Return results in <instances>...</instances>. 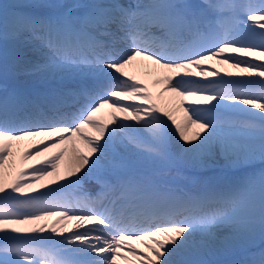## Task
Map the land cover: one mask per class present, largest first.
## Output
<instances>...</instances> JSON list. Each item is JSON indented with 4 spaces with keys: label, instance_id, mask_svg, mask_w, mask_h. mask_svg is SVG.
<instances>
[{
    "label": "snow or ice",
    "instance_id": "1",
    "mask_svg": "<svg viewBox=\"0 0 264 264\" xmlns=\"http://www.w3.org/2000/svg\"><path fill=\"white\" fill-rule=\"evenodd\" d=\"M34 7L55 11L0 17V264H264V248L242 261L220 258L264 242V171L204 181L196 191L162 176L178 164L207 167L222 127L236 129L224 114L244 117L223 141L227 163H264V0ZM212 60L241 78L207 81L219 76L202 67ZM149 65L165 73L153 87L173 110L158 107L128 71ZM21 76L44 86H9ZM73 77L80 82L67 83ZM105 108L112 127L98 115ZM169 121L184 142L179 158L169 148ZM145 129L150 139L136 135ZM118 143L131 151L118 154ZM17 152L21 165L35 161L31 170L17 168ZM85 179L98 186L95 196L83 190Z\"/></svg>",
    "mask_w": 264,
    "mask_h": 264
},
{
    "label": "bare ground",
    "instance_id": "2",
    "mask_svg": "<svg viewBox=\"0 0 264 264\" xmlns=\"http://www.w3.org/2000/svg\"><path fill=\"white\" fill-rule=\"evenodd\" d=\"M84 1V0H83ZM35 0H24V2H22V4H26V8H33L34 7V3ZM75 2V0L73 1ZM86 2V1H84ZM191 3L193 4H197V2H202V0H190ZM76 11V10H73ZM39 55L38 57H35L34 55ZM32 58L34 60H39L42 58V51H37V52H33L31 53ZM236 55V54H233ZM240 59H245V60H252L251 57H239ZM257 63H260L261 61H254ZM140 64H142V62H140ZM206 67H211V68H205V70H209V69H213L216 70V72H219L223 75V78L225 80H230V79H240L241 77H237V76H233V77H229L226 75V73L228 72H235V69H232L231 67H229L228 65H223L220 64L217 60H212L209 61ZM130 72V74L135 75L138 79H140L145 85L148 86V88L150 89V91L153 92V96H154V102L157 104L158 107H160L162 110H173L174 109V104L169 102V98L168 95L166 94L163 98H160L157 96V93L160 91V88H155L153 87V81L156 80L157 78L161 77L162 75H164L165 73H163L162 70H158L156 69L154 66H136V67H132L128 70ZM211 71V70H210ZM73 78H78V77H73ZM210 78H213V76H209L207 78V81H210ZM79 79V78H78ZM198 79V78H197ZM198 80H203L204 83H206L207 81L204 80V78L200 77ZM36 80L34 79H30L29 81L26 82H30L31 87L30 88H40V86H44V82L43 83H36ZM163 87V86H161ZM25 88H27L25 86ZM42 89V88H40ZM123 103H130V101H123ZM139 103V102H136ZM215 103V102H213ZM211 105H200V107H210ZM109 111H111L110 109H108ZM229 115H232V118H234L236 120V123L238 124V126H236V129L239 128V120L244 119V117H242L241 115H233V114H225V116H223V119L227 120V117H229ZM183 117V113L182 112H175V118L179 121L181 120ZM166 119V118H165ZM102 122L105 123H109V126L112 127V125L110 124V121L108 119H103ZM124 123H130V124H134L135 125V121H125ZM169 124L171 125V122L169 121ZM137 128H139V125H135ZM236 129H229L227 127H222V131L219 134V138L218 140L214 143V147H213V156L211 158V160L209 161V165L211 166H221L224 170H231V169H239L241 170V168H235V167H231L222 152V144L225 138L231 139L232 138V133H234L236 131ZM87 131V130H86ZM194 131V129L192 130ZM136 135L140 136L142 139H150L151 134L148 132V130H143L142 132H138L136 133ZM189 135H191V132L189 133ZM203 135H206V133H204ZM183 141L179 140L178 134L175 133V126L171 125V135L169 137V148L170 151L173 153V155L177 158L182 156V153L180 152V149L178 147V145H183ZM194 143H199V141H194ZM185 147H187V145H185ZM129 151H131L129 148H126L124 145H120L118 143L117 147H116V152L118 154H128ZM54 153H50L49 155H52ZM17 159V168L19 169L20 167H23L24 169L27 170H31V165L35 163V161H30L28 164L25 165H21L20 160H19V156L17 155L16 157ZM43 159V158H41ZM259 157L257 156V158L255 159V161L253 162V164L258 163ZM222 162V163H220ZM36 166H41L39 164H37ZM64 166H65V162L61 161V171L64 170ZM182 166H186V165H182ZM189 168H197V167H190ZM185 170V169H184ZM211 173H214L212 171H210ZM79 175H83V171L79 174ZM156 176H160L155 174ZM163 179L166 180L169 184L173 185L174 187H180V188H185L191 191H196L200 188L202 182L204 181H208L214 184H220V183H224L225 181H228V178H223L222 175L218 177H213V175H208V176H198L196 178H189L186 179L184 178H178V177H174L172 174H165L162 175ZM187 177V176H186ZM69 179H72L71 177ZM65 181H61V183H64ZM47 183V181L45 182ZM51 187H55L56 185H50ZM82 188L84 191L86 192H90L93 196H95L96 191L98 190V186L95 184L94 180L91 179H85L82 183ZM42 190H46V189H42ZM34 193H29V195H33ZM73 192H70V197L75 199L78 198L79 195L75 194ZM74 195V196H73ZM50 223V222H48ZM68 228H73V224L69 223L68 224ZM70 233L66 232L65 235H68ZM257 240V239H256ZM255 240V241H256ZM249 248L246 249H240L237 250V254L242 253V256L245 255L244 258H248V251ZM236 252V251H235ZM222 259L226 258V259H230V260H236V261H242V259H235L234 257H220ZM132 259V258H129ZM118 264H125L124 261H118Z\"/></svg>",
    "mask_w": 264,
    "mask_h": 264
},
{
    "label": "rangeland",
    "instance_id": "3",
    "mask_svg": "<svg viewBox=\"0 0 264 264\" xmlns=\"http://www.w3.org/2000/svg\"><path fill=\"white\" fill-rule=\"evenodd\" d=\"M38 4H41V3H47V0H38V2H37ZM10 5H13L14 7H12V6H10ZM20 6L21 5V0H8L7 1V3L5 4V9L4 10H1V9H3V8H1L0 9V17H2L3 16V14L5 13V12H8V13H11V12H14V9H15V7L16 6ZM18 8V7H17ZM13 9V11H10V10H12ZM257 31H260V29H257ZM212 71V70H211ZM220 72V71H219ZM30 77V79H36V80H39V79H41V78H39V77H37V76H29ZM221 77H223V75L221 74V73H219V76H216V77H213V78H211L212 80L211 81H215V80H219ZM28 79V78H27ZM230 116V115H229ZM231 121H233V122H235L236 120L234 119V118H231ZM220 163H222V162H220ZM256 165L255 166H253L252 168L250 167V170L247 172V173H249V174H246V175H252V174H255L257 177L261 174V172L262 171H264V163H262V162H260V161H258V163H255ZM182 167V168H181ZM177 166V165H175V166H172V167H170V169H172V168H174V169H176V170H180V169H183V168H185L186 169V167L187 168H189L188 166ZM232 167V166H231ZM180 168V169H179ZM245 168H247V167H245ZM190 169H192V168H190ZM204 170V169H203ZM233 170V169H232ZM259 238H257V240H258Z\"/></svg>",
    "mask_w": 264,
    "mask_h": 264
}]
</instances>
